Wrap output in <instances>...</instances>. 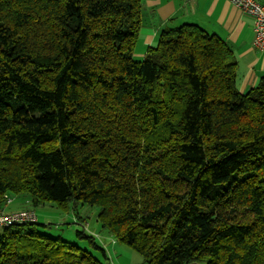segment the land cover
Masks as SVG:
<instances>
[{"label": "trees", "instance_id": "obj_1", "mask_svg": "<svg viewBox=\"0 0 264 264\" xmlns=\"http://www.w3.org/2000/svg\"><path fill=\"white\" fill-rule=\"evenodd\" d=\"M141 12L0 0V206H98L143 264H264V75L241 92L235 51L195 23L136 60ZM37 221L3 228L0 264H106Z\"/></svg>", "mask_w": 264, "mask_h": 264}, {"label": "crops", "instance_id": "obj_2", "mask_svg": "<svg viewBox=\"0 0 264 264\" xmlns=\"http://www.w3.org/2000/svg\"><path fill=\"white\" fill-rule=\"evenodd\" d=\"M195 23L221 37L236 53L239 61L237 85L245 93L264 75V48L254 44L253 19L229 0H142L141 28L134 58L142 60L156 46L160 34L168 28ZM1 207L6 212L28 208L17 195Z\"/></svg>", "mask_w": 264, "mask_h": 264}, {"label": "rangeland", "instance_id": "obj_3", "mask_svg": "<svg viewBox=\"0 0 264 264\" xmlns=\"http://www.w3.org/2000/svg\"><path fill=\"white\" fill-rule=\"evenodd\" d=\"M38 215V231L52 237L61 236L81 250L89 251L103 263L109 264H143L144 258L126 242L115 239L110 232L102 226L98 219L100 208L87 203H69L66 207L57 203L48 202L33 207ZM79 216L83 218L80 220ZM85 231L88 235H96V243L105 247L109 254L106 259L100 248L93 247L86 238L78 236V231ZM3 228L0 227V234ZM192 264H206L204 261Z\"/></svg>", "mask_w": 264, "mask_h": 264}, {"label": "built area", "instance_id": "obj_4", "mask_svg": "<svg viewBox=\"0 0 264 264\" xmlns=\"http://www.w3.org/2000/svg\"><path fill=\"white\" fill-rule=\"evenodd\" d=\"M243 12L250 15L253 19L255 30L254 44L257 47L264 48V0H229ZM7 202H11V198L7 197ZM38 220L35 209L25 208L6 212L0 206V227H9L22 223H33Z\"/></svg>", "mask_w": 264, "mask_h": 264}]
</instances>
